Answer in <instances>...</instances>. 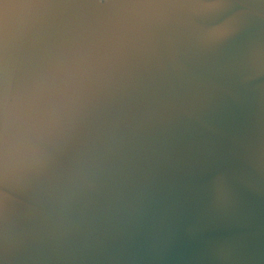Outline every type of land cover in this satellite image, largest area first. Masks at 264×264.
<instances>
[{
    "label": "water",
    "instance_id": "water-1",
    "mask_svg": "<svg viewBox=\"0 0 264 264\" xmlns=\"http://www.w3.org/2000/svg\"><path fill=\"white\" fill-rule=\"evenodd\" d=\"M123 2L0 264H264V0Z\"/></svg>",
    "mask_w": 264,
    "mask_h": 264
},
{
    "label": "clouds",
    "instance_id": "clouds-1",
    "mask_svg": "<svg viewBox=\"0 0 264 264\" xmlns=\"http://www.w3.org/2000/svg\"><path fill=\"white\" fill-rule=\"evenodd\" d=\"M123 0H0V161L22 185L75 123L97 41ZM4 203L0 199V205Z\"/></svg>",
    "mask_w": 264,
    "mask_h": 264
}]
</instances>
